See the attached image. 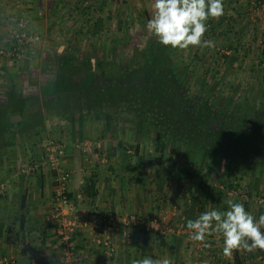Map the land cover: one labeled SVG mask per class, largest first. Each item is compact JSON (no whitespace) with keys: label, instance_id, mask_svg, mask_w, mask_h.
<instances>
[{"label":"crops","instance_id":"1","mask_svg":"<svg viewBox=\"0 0 264 264\" xmlns=\"http://www.w3.org/2000/svg\"><path fill=\"white\" fill-rule=\"evenodd\" d=\"M89 2L86 6L84 0H0V122L8 121L6 136L9 137L0 135V264H63L64 244L57 235L56 225L49 220L54 208L56 174L45 162L43 143L46 140L60 141L67 146L64 165L72 174L69 191L82 218H87L95 210L106 215L135 214L142 219L157 218V213L161 211L159 209H164L162 206L170 208L174 203L179 207L182 218L180 223L178 220L176 224L168 222L174 231L165 236L148 232L143 226H134L130 233L131 242L127 243L123 232H116L117 252L111 259L106 258L96 245L94 234L81 227L74 234L79 258L75 264H131L133 259L144 257L167 258L172 264H195L198 263L195 261L197 258L203 264H220L212 261L209 254H215L220 261L222 236H208L206 242L209 247H196L198 244L189 238L187 220H195L202 212L213 209L228 210L227 200L238 202L232 193H220L221 188H217L215 193L214 180L207 189H203L209 184L200 180L196 185L197 195L190 197L179 194L178 200L174 202L171 197L175 194L170 184L175 180L172 179L175 162L169 159L161 163L160 152L154 145L149 150H142L137 142L135 148H138V155L135 148L126 151L123 147L125 142L116 133L103 130L98 135L94 130L95 137L91 138L105 145L110 156L108 166L89 159L83 152L81 145L89 140L87 132L91 128L93 113L88 112L86 106L78 107L79 92L71 97L59 92L58 77L65 75V70L54 60L55 57L68 55L78 59L79 53L76 50L71 54V50L62 52L56 49L54 44L60 41L56 37L58 31L71 23L94 21L88 28L87 38L95 45L97 41H105L112 21H148L153 0ZM223 3L224 14L219 19L210 18L207 21L209 38L216 45L221 43L225 47L234 42L232 47L240 50L235 51V54L242 55L240 60L243 58L246 61L255 44L256 37L252 34L255 32L250 28L251 33L248 31V37L244 40L233 34L240 31L244 21H248L247 25L252 24H249L250 21H263L261 24L264 27V0H258L256 4L248 0H223ZM24 9L30 15L33 29L34 26L41 27L42 40L16 60L7 53L13 43L15 21ZM205 40H209L208 37ZM76 41L79 42L78 39ZM239 41L242 43L237 48ZM240 47H246V52L241 53ZM199 48L198 54L208 58L207 52ZM2 51L6 54H1ZM100 53L104 58L111 57L107 49ZM88 56L100 59L99 49L94 47L87 51L85 57ZM240 60L239 57L229 58L231 65L224 66L223 70L227 73L239 69L255 72L258 67L253 62L245 70V62L238 65ZM260 67H264V64ZM11 102L15 108H12ZM9 106L7 111L6 107ZM97 114L95 120L101 122L102 119L105 124L103 113L99 110ZM5 139L8 141L6 147L3 146ZM192 153L197 154L194 151ZM130 154L136 162L131 161L133 169L127 171ZM203 154H213V158H216L218 152ZM196 161L188 165L194 170L191 175L193 170L184 169L187 170L184 174H187L188 182L205 170L200 168L201 163L197 165L200 161ZM221 170L225 176V165ZM91 179L95 182V190L88 195L86 185ZM189 183L193 184L192 181ZM244 204L245 208H251L249 203ZM167 218L174 221V216ZM163 219H166L165 216ZM197 248L202 251L198 252ZM240 256V253H236L234 264L248 261Z\"/></svg>","mask_w":264,"mask_h":264},{"label":"rangeland","instance_id":"2","mask_svg":"<svg viewBox=\"0 0 264 264\" xmlns=\"http://www.w3.org/2000/svg\"><path fill=\"white\" fill-rule=\"evenodd\" d=\"M29 22L31 23L32 21ZM92 22L94 21L86 20L75 22L73 25L71 23L68 26H61L62 28L59 29V34L56 36L57 38H60V41L57 40V43L54 44V46L57 47L56 49L62 52L68 50L75 52L76 50L79 53L78 59L84 60L86 58L85 53L96 47V49H99L100 59H105L111 65L115 66V63L120 65L128 64L135 55L136 50H144L147 47L148 42L157 40L154 35L147 30V21H112L109 31L106 32L107 37L104 39L105 41H97V44L95 43V45H93L94 43L90 42L89 38H87L89 33L87 31ZM244 22L245 24L239 28L240 31L233 35H239L244 40V38L247 39L250 28L255 32L252 33L255 34L256 37L255 44H253L254 47H251V56L248 57L246 61H244L245 59L243 58L240 60L242 55H239L238 53L235 54V51L240 52V50L232 47L234 42L228 44L229 47L227 44V47L222 46L221 43L217 45L214 43V47L211 48L202 47L203 51L207 52V55L209 56L208 58L201 57L198 54L200 51L199 47H189L188 50L173 49L175 51L173 61L177 68V73L182 77L181 79L183 82L187 83V87L192 94H203L204 100H208L218 110H220V108L222 109L221 106H223L225 109L224 112H227V114L230 112L236 114L237 111H242L245 116L247 114H255L258 117V115L264 113V67H260L264 64V27L261 24L263 21H250L249 24L252 23L251 25H247L248 21ZM41 31V27L39 29V26H34L33 29L30 25L29 32L39 37L38 44L42 40ZM206 37L211 40L208 31L205 33L204 39ZM77 39L79 42L76 41ZM244 42L246 43V41ZM238 43L239 45L237 48L241 46L242 41H239ZM245 48L240 47L241 53L246 52ZM103 49H107V51L111 53V57L108 59L104 58L103 54L100 53ZM218 49H229L232 53L230 56H225ZM73 52L71 54H74ZM193 53H195V56H192ZM231 57H239L240 61H238V65L245 62V70H247L248 67H251L253 62H255V65H258V67L255 72L239 69L237 72L234 71L227 73L223 70L225 69L223 67L231 65L229 64L230 60L228 61ZM226 103H230L229 106H225L224 104ZM104 112L103 119L106 121L105 124L102 119L101 122L95 120V116H98V111L92 112L93 114L90 118L91 128L88 129L87 139L93 143H101L98 139H96L97 141L91 139L92 137H95L93 135L94 130L98 132V135H101L104 130L106 133L109 132L120 135L122 142H125L123 147L126 151L135 148V143L137 142L142 150H145L146 148L149 150L153 145L154 147L156 146L157 131L155 127L152 126L145 128V125L143 124L144 121L142 122V120H139L134 115L128 114L124 111L116 114L111 107ZM218 135L219 134H216L215 132L207 135H204L201 132L198 133L199 142L197 138L194 139L195 141L193 142L196 143L197 141L198 143H202L205 147L201 148L198 146L200 144H195L193 149L196 150V152H199L200 149H202L201 151L205 149V152L206 150L208 152L214 151L213 148L219 147L218 144L221 140ZM165 142L166 149L163 153L160 152L159 158L161 163L163 161L167 162L169 159H172L175 162V174L173 175L174 177H172V179L175 180L174 183L170 184V188H172L175 194L171 197L174 202L178 200L179 194L190 195V197L197 195L196 185L199 183L198 181L201 180L208 182L209 185L203 188L207 189L211 185L210 183L212 180H214V182H216L214 183L216 184V187L213 188L215 193H217V188H221L220 193L227 195L232 193L239 203H249L251 208L245 209L257 220L260 215H264V163H250V161H237L235 159L233 160L232 176L226 181L221 170L223 169L227 158L224 155H215L216 158H213V153L210 156L207 155L204 157L201 153H192L186 144L179 142L177 139L174 140L173 138H167ZM100 145H102L103 151L109 154L105 150V145L103 143ZM131 155L132 154H130V163L127 171L131 168L133 169L131 161H135ZM195 160H197L196 162L200 161L197 165H200L201 163L202 166H200V168H204L205 170H203V172H207H204L205 174L201 172L200 174L193 176L192 180H190L193 183L191 184L189 183L190 181L188 182L186 177L187 174L184 173L189 170L190 166L188 165H191L192 163L195 164L193 162ZM185 167L187 170H184ZM193 172L194 170L190 172V175ZM129 174L130 173L128 172V175ZM237 185L238 188L236 187ZM165 204H167V202ZM172 206L177 210L176 216L173 215L175 209L171 208ZM162 208L164 209H159V211H161L157 213V218L163 219L164 216H174V221H171L170 218H166L168 219L167 223L173 222L176 224L175 222L177 220L178 223H180L181 216L178 210L179 207L176 206V203L171 204L170 208H166L165 206H162ZM195 243L198 244L196 247H199L200 245V247H204L200 242L195 241ZM197 251H202V249L198 250L197 248ZM236 253H240L241 258L248 260L245 264H264V250L256 249L251 252L247 250H238ZM209 255L212 261H218L220 264H234L235 261L233 260L235 259V256L228 259L223 256V252L219 257L220 261L215 254ZM196 260L198 261V264H203L200 258L195 259V261Z\"/></svg>","mask_w":264,"mask_h":264},{"label":"trees","instance_id":"3","mask_svg":"<svg viewBox=\"0 0 264 264\" xmlns=\"http://www.w3.org/2000/svg\"><path fill=\"white\" fill-rule=\"evenodd\" d=\"M174 52L171 47H165L155 40L148 42L144 50H136L128 64L115 63V66L105 59H93L88 56L84 60H78L68 55L63 58L57 55L54 60L65 70L63 73L65 75L58 77L59 92L69 97L79 92L78 107L86 106L88 112L100 110L105 113L104 111L111 107L116 114L124 111L144 121L145 128L155 127L156 147L161 153L166 149L167 138L177 139L186 144L191 152H196L193 149L195 144H200L198 146L201 148L205 147L198 143V133L206 128L204 120L207 115H214L217 108L208 100H203V94L191 93L187 83L183 82L177 73L173 61ZM76 88L79 90H75ZM11 106L15 108L13 102ZM11 106L6 107V110L8 111ZM221 107L218 115L223 117L218 120L224 135L227 136V130H233L241 136L242 124L245 125L247 120L245 114L242 111H237L236 114L230 112L233 117L237 118L236 115L240 117L237 121L239 125L232 126L233 121L230 123L227 121L229 114L224 112L223 106ZM75 108L77 109V106ZM7 124L8 121L5 120L0 122V135L3 138H9L6 136ZM215 125L216 122H212L209 129L220 131L219 126ZM224 135H221L223 140L219 147L213 149V152H218L217 156H223V151L219 148L226 147ZM196 138L198 142L195 143L193 141ZM3 142V146L6 147L8 141L5 139ZM201 150L197 153H205V149ZM135 153L138 155V148H135ZM202 156L205 157L207 154ZM233 163V158H226L224 176L226 181L232 176ZM236 187L238 188V185ZM94 190L95 182L91 179L86 185V192L91 195Z\"/></svg>","mask_w":264,"mask_h":264},{"label":"clouds","instance_id":"4","mask_svg":"<svg viewBox=\"0 0 264 264\" xmlns=\"http://www.w3.org/2000/svg\"><path fill=\"white\" fill-rule=\"evenodd\" d=\"M224 14L223 0H153L147 30L158 42L172 49L189 47H214V41L205 40L207 21L219 19ZM228 210L202 212L195 220H187L190 239L210 245L206 238L220 235L223 239V256L231 259L234 251L264 250V215L257 220L243 203L226 201ZM131 264H172L170 259L144 257L133 259Z\"/></svg>","mask_w":264,"mask_h":264},{"label":"built area","instance_id":"5","mask_svg":"<svg viewBox=\"0 0 264 264\" xmlns=\"http://www.w3.org/2000/svg\"><path fill=\"white\" fill-rule=\"evenodd\" d=\"M256 4L258 0H248ZM85 5H89V0H85ZM29 13L22 10L21 15L15 21L13 31V43L7 53L12 59H21L28 48L39 41V37L29 32ZM225 56H230L229 49H218ZM5 52L2 51L1 54ZM6 54V53H5ZM101 143H93L86 140L81 147L85 155L91 160H96L103 166L110 164L109 155L103 151ZM66 144L56 140H46L43 143V150L46 155L45 162L56 174V185L54 187V208L49 220L56 225L57 235L64 244L63 264H75L79 258L77 256L74 234L77 229L85 227L95 236L96 245L102 250L106 258H114L117 252V245L114 234L122 231L127 243L131 242V229L134 226H143L148 232L161 235L174 231L172 225L167 223V219L146 218L142 219L135 214L106 215L99 210L93 211L87 218H82L78 214V209L74 205L69 191V182L72 174L65 168ZM246 197V196H245ZM176 215V209L173 212ZM165 218H167L165 216ZM236 255L233 252L232 258ZM198 264V263H195Z\"/></svg>","mask_w":264,"mask_h":264},{"label":"flooded vegetation","instance_id":"6","mask_svg":"<svg viewBox=\"0 0 264 264\" xmlns=\"http://www.w3.org/2000/svg\"><path fill=\"white\" fill-rule=\"evenodd\" d=\"M218 112L219 110L217 109L214 115L206 116L204 120L206 121V128H204L201 133L207 135L215 132L216 134H219L218 136L221 139V143V141L223 140L221 138V135H224V130H222V128L220 127L219 120L223 116L218 115ZM246 116L247 117L245 118L247 120L245 125L242 124L243 128L241 136L238 135V132L227 130V136L224 135L226 136V147L219 148V150L223 151V155L225 157L233 158V160L237 159V161H250V163H264V113L262 115H258V117L255 114H247ZM236 117L237 118L233 117L232 114H229V116H227V121L229 123L233 121L232 126H234L235 124H238L237 121L239 120V117L237 115ZM213 118H215L214 121ZM212 122H216L215 126H219L220 131H217L216 129H209Z\"/></svg>","mask_w":264,"mask_h":264}]
</instances>
